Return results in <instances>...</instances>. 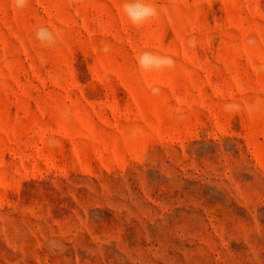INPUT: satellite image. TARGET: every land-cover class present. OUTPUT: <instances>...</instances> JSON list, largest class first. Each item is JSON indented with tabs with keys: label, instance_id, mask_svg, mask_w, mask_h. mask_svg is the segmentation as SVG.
I'll use <instances>...</instances> for the list:
<instances>
[{
	"label": "rangeland",
	"instance_id": "obj_1",
	"mask_svg": "<svg viewBox=\"0 0 264 264\" xmlns=\"http://www.w3.org/2000/svg\"><path fill=\"white\" fill-rule=\"evenodd\" d=\"M127 2L0 0V264H264V0Z\"/></svg>",
	"mask_w": 264,
	"mask_h": 264
},
{
	"label": "clouds",
	"instance_id": "obj_2",
	"mask_svg": "<svg viewBox=\"0 0 264 264\" xmlns=\"http://www.w3.org/2000/svg\"><path fill=\"white\" fill-rule=\"evenodd\" d=\"M13 3L17 7H23L26 5L27 0H13ZM123 12L132 22L133 25H141L145 21L157 15V10L154 6L144 3L143 0H131L123 5ZM38 39L45 41L51 45L55 43V37L47 28H41L36 32ZM192 46H195V42L190 41ZM102 51L107 52L108 46L105 45ZM137 64L141 69L149 70L152 67H172L174 61L170 56H156L149 52H144L137 57Z\"/></svg>",
	"mask_w": 264,
	"mask_h": 264
}]
</instances>
